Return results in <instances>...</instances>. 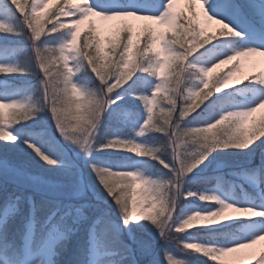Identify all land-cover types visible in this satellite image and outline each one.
I'll list each match as a JSON object with an SVG mask.
<instances>
[{
  "label": "snow or ice",
  "instance_id": "6c2138e0",
  "mask_svg": "<svg viewBox=\"0 0 264 264\" xmlns=\"http://www.w3.org/2000/svg\"><path fill=\"white\" fill-rule=\"evenodd\" d=\"M262 241L264 0H0V264Z\"/></svg>",
  "mask_w": 264,
  "mask_h": 264
},
{
  "label": "rangeland",
  "instance_id": "374dc122",
  "mask_svg": "<svg viewBox=\"0 0 264 264\" xmlns=\"http://www.w3.org/2000/svg\"><path fill=\"white\" fill-rule=\"evenodd\" d=\"M261 245H264V241H262V242H260V244H258L257 246H255V247H260ZM178 258H184V257H178Z\"/></svg>",
  "mask_w": 264,
  "mask_h": 264
}]
</instances>
